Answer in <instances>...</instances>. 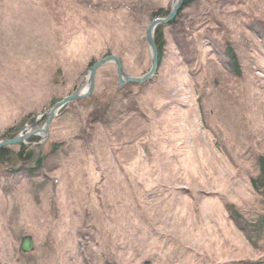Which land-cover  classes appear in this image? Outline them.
Here are the masks:
<instances>
[{"label":"rangeland","instance_id":"1","mask_svg":"<svg viewBox=\"0 0 264 264\" xmlns=\"http://www.w3.org/2000/svg\"><path fill=\"white\" fill-rule=\"evenodd\" d=\"M173 1L0 0V141L79 89L90 65L108 55L129 77L145 74L149 15ZM259 14L264 0H195L175 33L193 47L181 54L166 38L151 80L117 86L114 66L98 69L92 95L62 109L45 140L26 141L29 161L0 164V264L262 259L264 236L253 249L226 211L233 206L252 224L263 209L249 184L264 154ZM213 23L215 41L191 51L197 29ZM221 39L237 56L239 77L215 53ZM26 236L33 248L22 253Z\"/></svg>","mask_w":264,"mask_h":264},{"label":"trees","instance_id":"2","mask_svg":"<svg viewBox=\"0 0 264 264\" xmlns=\"http://www.w3.org/2000/svg\"><path fill=\"white\" fill-rule=\"evenodd\" d=\"M195 0H184L183 6L181 10L178 12L176 18L168 25L161 26L155 30L154 33V41L155 45L157 47L158 51V66L162 55V50L165 47L166 44V38L172 42V44L179 50V53L183 54L186 50L191 48L192 43L191 40L184 41V38H178L176 36V31L178 30V24L181 20V17L183 16V13L186 8H188ZM41 3V2H40ZM42 4V3H41ZM168 14V10H157L155 13H151L149 15V18H163L166 17ZM183 21V20H182ZM183 27H189L186 25V23L183 21ZM257 23L259 25H262L263 31H264V17L259 14V17H257ZM215 27V23H213V26L198 28L197 33H200L201 39L198 41V43L194 44V49L192 48L191 51H196L197 48L201 47V45H204V41H202L204 38L208 40L215 41V38H211L213 35L210 32L211 28ZM168 30V34L164 32V30ZM184 29V28H183ZM170 33V34H169ZM198 35V36H199ZM217 36V35H216ZM215 36V37H216ZM221 42L223 43V50L222 51H216L217 57L219 59L223 58V61L225 60L226 63L223 64V66L229 70V72L234 75L235 77H239L241 75L240 66L238 63L237 56L233 49L230 47L228 42H223L221 39ZM193 47V46H192ZM222 52V54L220 53ZM222 60V59H221ZM189 62V61H188ZM158 68V67H157ZM14 133L12 132V129H7L4 131V133L1 135V138L3 139H9ZM18 150L14 153H11L9 151L8 147L0 148V164L8 165L12 159L13 161H19V162H27L31 159L32 153L28 151V148L23 145H17ZM13 157V158H12ZM15 159V160H14ZM255 168H256V175L249 180L250 188L255 197L261 202V205L263 206L262 212L258 214L255 217V220L252 222V224L246 223L240 216V214L237 211H233V206H228L226 208V211L228 212L229 219L233 223V225L236 227L237 231L242 234V236L245 238V240L248 242V244L253 248L256 249L255 242L263 235L264 236V154L259 155L255 158ZM40 166V162L35 164V168H32L30 172H33L34 169H37ZM246 264H264V257L262 259H259L255 262H247Z\"/></svg>","mask_w":264,"mask_h":264},{"label":"water","instance_id":"3","mask_svg":"<svg viewBox=\"0 0 264 264\" xmlns=\"http://www.w3.org/2000/svg\"><path fill=\"white\" fill-rule=\"evenodd\" d=\"M183 3L184 0H174L169 7V11L166 17L153 18L149 22L145 30V42L150 55V66L145 74L139 77H129L126 74L121 61L117 57L113 55H108L102 58L101 60L90 65V67L84 74L85 81L79 89H77L75 92L68 95L67 97L63 98L59 102L55 103L48 111L37 115L32 126L36 124L41 118L46 117L44 124L40 128L31 130L32 126L30 128L25 127L21 129L20 132L16 134L14 137L10 139L1 140L0 148L24 145V144L26 145L27 144L26 141L29 138L35 137L38 134L44 135V137L42 136L41 139L45 140V137L48 134V126L50 122L55 117H57L58 113L62 109H65L71 103L86 99L92 95L95 86V74L98 69L104 66L112 65L115 67L116 75H117V86H125L127 84H133V85L143 84L151 80L155 76L158 67V51L154 41L155 30L159 26H166L170 24L176 18L178 12L181 10ZM37 160H38V154L36 153L33 159L27 164L36 163ZM32 248L33 247L30 237L26 236L21 239L20 251L22 253H28L32 250Z\"/></svg>","mask_w":264,"mask_h":264}]
</instances>
